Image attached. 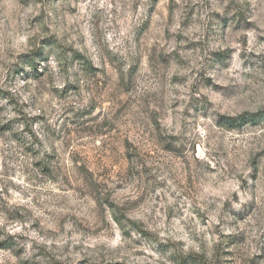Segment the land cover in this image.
<instances>
[{
  "label": "rangeland",
  "instance_id": "1",
  "mask_svg": "<svg viewBox=\"0 0 264 264\" xmlns=\"http://www.w3.org/2000/svg\"><path fill=\"white\" fill-rule=\"evenodd\" d=\"M1 247L264 264V0H0Z\"/></svg>",
  "mask_w": 264,
  "mask_h": 264
},
{
  "label": "trees",
  "instance_id": "2",
  "mask_svg": "<svg viewBox=\"0 0 264 264\" xmlns=\"http://www.w3.org/2000/svg\"><path fill=\"white\" fill-rule=\"evenodd\" d=\"M29 62H31V59H29ZM258 116L256 115H241L239 117H235V118H230V117H222L220 119V122L222 125L224 126H228V127H236V126H241L244 125L245 123H254L256 121V118ZM0 249H4L3 247H1Z\"/></svg>",
  "mask_w": 264,
  "mask_h": 264
}]
</instances>
